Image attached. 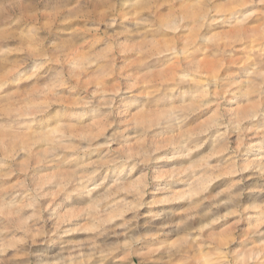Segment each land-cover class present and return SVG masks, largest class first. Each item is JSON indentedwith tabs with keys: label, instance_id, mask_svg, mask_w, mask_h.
<instances>
[{
	"label": "rangeland",
	"instance_id": "obj_1",
	"mask_svg": "<svg viewBox=\"0 0 264 264\" xmlns=\"http://www.w3.org/2000/svg\"><path fill=\"white\" fill-rule=\"evenodd\" d=\"M0 264H264V0H0Z\"/></svg>",
	"mask_w": 264,
	"mask_h": 264
},
{
	"label": "bare ground",
	"instance_id": "obj_2",
	"mask_svg": "<svg viewBox=\"0 0 264 264\" xmlns=\"http://www.w3.org/2000/svg\"><path fill=\"white\" fill-rule=\"evenodd\" d=\"M198 18V17H197Z\"/></svg>",
	"mask_w": 264,
	"mask_h": 264
}]
</instances>
